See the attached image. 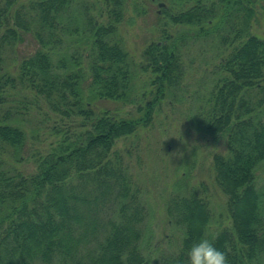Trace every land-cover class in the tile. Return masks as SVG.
<instances>
[{"label": "trees", "instance_id": "trees-1", "mask_svg": "<svg viewBox=\"0 0 264 264\" xmlns=\"http://www.w3.org/2000/svg\"><path fill=\"white\" fill-rule=\"evenodd\" d=\"M246 1L251 17L255 0ZM206 2L197 0L172 22H193L196 36L211 35L205 25L214 5ZM232 2L243 5V0H217L224 4L220 21ZM70 5L71 0H0V264H151L142 247L147 208L125 155L114 146L147 127L166 93L180 87L184 66L179 43L184 35L165 33L161 42H151L144 50L139 69L150 74V88L136 107L138 114L94 112L83 86L98 99L133 101L128 53L110 39L122 20V6L111 9L112 18L102 23L84 15V8L77 10L82 15L74 13ZM66 34H80L76 41L89 43V58L80 56L76 46L72 53H62ZM29 36L38 46L19 59L13 75L5 65L4 49ZM233 50L215 69L221 76L210 91L202 121L205 133L225 137L226 152L213 155V166L215 181L227 197L231 226L212 235L208 201L196 190L175 195L168 210L175 224L183 226V238L179 250L164 256L161 264H188V252L203 238L225 252L229 264L263 261L264 191L255 186V170L264 161V120L256 110L264 100V38L250 34ZM81 57L87 67H82ZM16 80L77 126L61 130L62 137L49 143L29 174L7 168L3 156L11 148L20 161L26 140L17 111L4 109ZM254 90L261 93L255 104L249 97Z\"/></svg>", "mask_w": 264, "mask_h": 264}, {"label": "rangeland", "instance_id": "rangeland-1", "mask_svg": "<svg viewBox=\"0 0 264 264\" xmlns=\"http://www.w3.org/2000/svg\"><path fill=\"white\" fill-rule=\"evenodd\" d=\"M118 1L119 4L102 0H71L70 6L74 13L82 15L77 10L84 8V15L88 14L93 20L102 23H107L112 16L111 9L122 6V20L110 39L119 43L128 53L133 73L129 96L133 101L98 99L90 96L86 86H83L84 97L94 112L109 109L125 116L138 114L136 107L141 103L142 95L148 96L150 88V74L139 69L144 50L151 42H161L165 33L184 35V40L179 43L184 66L180 87L166 93L147 127H141L135 134L116 140L114 146L125 155L129 172L147 208L143 251L151 264H161L164 256L179 250L183 238V226L175 224L168 210L175 195L186 196L196 190L200 197L208 201L212 235L231 226L226 209L227 197L215 181L213 166V155L226 152L225 137H212L204 132L203 112L207 108L210 91L221 76L215 73V69L218 70L222 58L234 52L233 48L250 34L264 38V0L252 3L251 17L244 0L242 6L229 3L228 14L223 21L220 19L224 15V4L218 5L221 0L218 3L217 0H205L209 1L207 5H214L212 15L206 19L205 29L209 28L212 32L208 36H196V24L193 25V22L173 23L172 17L195 6L197 0ZM246 5L251 7L247 1ZM239 29L242 30L241 34ZM63 37L66 41L62 53H72L76 46L80 49V56L85 54L89 58V43L76 41L81 40L80 34H66ZM29 38L4 49L5 65L13 75H16L19 59L38 46L31 36ZM59 56L60 51L57 50L53 60L56 62ZM80 60L82 67H87V59L81 57ZM9 95L4 109L8 108L13 113L17 111L26 140L20 161H16L11 148L4 151L5 165L9 169L29 174L35 171L36 159L49 150V143L53 144L62 137L61 130L74 131L77 126L69 118L61 119L40 98L24 91L18 80L16 86L10 88ZM249 97L255 104L261 98V93L254 90ZM256 110L259 112L258 117L264 120V100ZM57 130L60 131L55 135ZM255 186L264 191V161L255 170ZM2 209L0 205V212ZM261 264H264V257Z\"/></svg>", "mask_w": 264, "mask_h": 264}, {"label": "clouds", "instance_id": "clouds-1", "mask_svg": "<svg viewBox=\"0 0 264 264\" xmlns=\"http://www.w3.org/2000/svg\"><path fill=\"white\" fill-rule=\"evenodd\" d=\"M187 255L188 264H229L227 254L217 249L208 238L193 245Z\"/></svg>", "mask_w": 264, "mask_h": 264}, {"label": "flooded vegetation", "instance_id": "flooded-vegetation-1", "mask_svg": "<svg viewBox=\"0 0 264 264\" xmlns=\"http://www.w3.org/2000/svg\"><path fill=\"white\" fill-rule=\"evenodd\" d=\"M244 6L246 7L247 11H249L250 7L246 5V2H244ZM240 34L242 33V31L239 29Z\"/></svg>", "mask_w": 264, "mask_h": 264}]
</instances>
